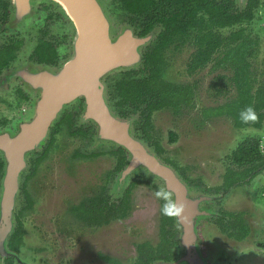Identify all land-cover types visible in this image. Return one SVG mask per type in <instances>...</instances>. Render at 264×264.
<instances>
[{
	"label": "flooded vegetation",
	"instance_id": "af4514ba",
	"mask_svg": "<svg viewBox=\"0 0 264 264\" xmlns=\"http://www.w3.org/2000/svg\"><path fill=\"white\" fill-rule=\"evenodd\" d=\"M31 1L16 19L14 0H0V133H18L20 125L33 119V105L42 96L28 85V77L46 69L59 72L74 53L77 29L63 6L56 0ZM99 1L111 23L113 39L131 30L137 39L143 40L139 47V63L115 69L102 79L105 104L118 121L128 124L131 136L143 146L147 154L157 158L161 165L168 166L182 183L186 190L182 207L194 213L192 221L197 240L190 242L185 238V227L176 209L175 189H171L161 176L152 172L143 162L131 166V150L100 136L99 123L86 114L87 100L79 97L64 105L46 137L25 156V166L18 179L19 189L15 195L11 228L7 235L10 253L5 255L0 249V261L4 264H30L22 255L25 237L23 216L33 205L29 185L39 174L50 152L71 139L77 143L72 158L80 163H92L102 157L109 160L105 174L99 179L94 177L96 182L88 188L89 196L72 207L78 219L95 226L124 219L135 206L134 191L146 187L149 195L154 196V201L159 203L160 239L155 244L145 241L137 245L136 264H195L192 259L197 252L206 264H210L204 251L202 223L217 224L227 236L238 241L247 239L252 233L245 211H231L223 205L234 189L243 187L247 193L255 178L264 171V160L256 161L251 169V165L240 166L233 158L234 153L248 140L260 141L264 157V133L256 131L264 129V119L261 127L238 126L234 117L224 112V106L234 102L239 92L235 70L229 62L223 63V59L227 51L241 41L237 38L239 34L250 36L253 42L251 49H254L249 58L254 90L264 83V70L261 71L263 78L260 79L253 62L264 41V0ZM225 14L231 17L226 23L221 21ZM114 17L118 18L117 24H120L121 31L116 30L118 25ZM206 36L210 37L206 39ZM212 44L216 48L210 60L202 61L206 63L192 68L198 51ZM175 62H186L185 72L190 78H196L208 67L212 72L222 70L214 74L210 83L215 96L222 92V80H229L236 89V95L225 103L201 109L200 123L226 117L239 131L251 128L256 129L252 132H257L239 142L230 156L239 168L228 167L222 186L215 189L205 187L200 177L192 179L185 167L179 166L167 154L155 134L153 119L157 113L169 111L174 116H182L196 107L198 80L179 83L178 80L167 79ZM150 77L154 92L146 95L140 91L141 96L136 103H121L124 97L119 89L121 83L136 79L144 90V80ZM176 132L172 130L169 134L171 143L178 140ZM0 162L3 164L0 171L1 203L7 169L2 150ZM6 227L7 224L0 221V234ZM147 254H150L149 260L145 257ZM104 259L113 264L119 263L106 256Z\"/></svg>",
	"mask_w": 264,
	"mask_h": 264
},
{
	"label": "rangeland",
	"instance_id": "374dc122",
	"mask_svg": "<svg viewBox=\"0 0 264 264\" xmlns=\"http://www.w3.org/2000/svg\"><path fill=\"white\" fill-rule=\"evenodd\" d=\"M114 21L118 25L116 30L121 31L120 24H117L118 18L114 17ZM253 62L262 79L264 41ZM185 68L186 62H175L167 79L178 80L179 83L198 80L196 107L182 116H174L169 111L157 113L153 119L155 134L167 154L179 166L185 167L192 179L200 177L205 187L215 189L222 186L228 167L239 168L230 158L239 142L257 132H252L256 129L251 128H243L245 130L241 131L249 132H241L226 117L200 123L201 109L225 103L236 95V89L229 80H222V92L215 96L210 83L214 74L222 70L212 72L208 67L196 78H190ZM172 130L178 134L176 143L169 140ZM263 130L256 131L264 133ZM76 145L75 141L68 139L52 150L29 185L33 205L23 216L24 258L30 264H113L104 259L106 256L120 264H136L137 245L145 241L155 244L160 239L158 201H154L149 189L143 187L140 191H134L135 206L124 219L103 226L93 223L88 225L78 219L72 207L89 196L88 188L96 182L94 177L99 179L105 174L109 160L102 157L92 163H80L72 158ZM262 187L264 171L255 178L247 193L243 187L236 188L223 205L228 210L247 213L252 228L247 239L235 240L227 236L217 224L202 223L204 251L210 264H264ZM0 264L4 263L0 261Z\"/></svg>",
	"mask_w": 264,
	"mask_h": 264
},
{
	"label": "water",
	"instance_id": "95a60500",
	"mask_svg": "<svg viewBox=\"0 0 264 264\" xmlns=\"http://www.w3.org/2000/svg\"><path fill=\"white\" fill-rule=\"evenodd\" d=\"M56 1L76 25L74 53L59 72L46 69L28 77V85L42 96L35 103L33 119L20 125L18 133H0V150L4 152L7 164L0 203V221L7 224V227L0 234V249L5 255L10 253L7 249V235L11 228L15 195L19 189V174L25 166L26 154L46 137L64 105L79 97L87 100L86 114L99 123L100 136L131 150V166L143 162L152 172L161 176L171 189H175L176 209L185 227V238L190 242L196 241L192 221L194 213L182 207L186 194L184 186L168 166L161 165L157 158L147 154L143 146L131 136L128 124L118 121L105 104L102 79L115 69L139 63V47L143 40L137 39L131 30L113 39L111 23L99 0ZM31 2L14 0L16 19ZM192 261L195 264H206L198 252Z\"/></svg>",
	"mask_w": 264,
	"mask_h": 264
},
{
	"label": "trees",
	"instance_id": "16d2710c",
	"mask_svg": "<svg viewBox=\"0 0 264 264\" xmlns=\"http://www.w3.org/2000/svg\"><path fill=\"white\" fill-rule=\"evenodd\" d=\"M216 19L217 18H215L214 21ZM222 19L223 20L221 21L226 23L231 19V17L225 14ZM209 37L210 36H206L205 38L207 39ZM237 38L241 41L227 51L223 59V63L229 62L235 70V81L238 86L239 96L236 100H234V102L224 106V112L233 116L236 125L238 126L254 125L256 127H261L264 119V83L260 84V86L254 90V80L252 78L251 62L249 60L251 55L254 53V49H251L253 47V42L251 41L250 36L244 37V35L239 34ZM215 48V44H212V46L205 49L201 48L192 62V68H196L197 66H201L206 63L202 61L210 60L211 54ZM150 75L152 76V73H150ZM144 86L145 88L142 90V87L137 84L136 79L121 83L119 89L122 90V94L124 96L121 103L127 101L136 103L139 101L141 96L140 91L145 92L146 95L154 92L151 77L144 80ZM233 158L238 165L243 167L251 165L252 169V166L256 161L264 160L260 148V141H246L234 153ZM2 167L3 164L0 162V171ZM14 248L16 249L15 246ZM145 257L149 260L150 254L145 255ZM114 262L116 261L114 260Z\"/></svg>",
	"mask_w": 264,
	"mask_h": 264
},
{
	"label": "clouds",
	"instance_id": "9594fccd",
	"mask_svg": "<svg viewBox=\"0 0 264 264\" xmlns=\"http://www.w3.org/2000/svg\"><path fill=\"white\" fill-rule=\"evenodd\" d=\"M157 195H159V193H157ZM167 214V213H166Z\"/></svg>",
	"mask_w": 264,
	"mask_h": 264
}]
</instances>
